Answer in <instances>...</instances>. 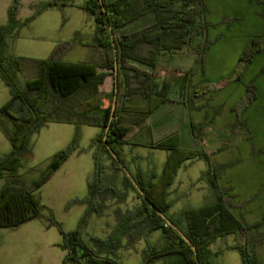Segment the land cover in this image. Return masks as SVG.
<instances>
[{
    "label": "trees",
    "instance_id": "1",
    "mask_svg": "<svg viewBox=\"0 0 264 264\" xmlns=\"http://www.w3.org/2000/svg\"><path fill=\"white\" fill-rule=\"evenodd\" d=\"M69 1L49 0L33 5L32 15L20 22L17 19L20 2L13 0L7 9V23L0 27V80L9 91V100L0 107V133L11 146L8 154L0 155V180L4 181L0 189V229L16 230L35 220L44 221L46 229L55 227L61 238L57 247L64 252L61 264H122L117 260V251L122 239L131 234L145 243L139 264H153L157 260H164V264H218L216 260L223 251L213 253L210 246L216 240L241 233L243 244L238 243L228 249L239 254L241 264H257L254 250L258 237H250L249 232L259 223L246 225L231 212L232 203L218 184L220 169L213 165L209 154L178 148L177 137L152 144V148L169 152L157 181H154V174H131L123 157V147L130 141L129 129L121 122V112L130 97L146 99V115L164 103L187 99L190 79L201 70L203 54L209 45L206 39L209 23L205 19L203 0H103L102 4L99 0H87L78 7L87 12L95 24L87 46L90 49L87 61L62 62L57 58L69 48V44L68 47L64 44L65 47L44 60L16 57L9 53L10 42L17 37L20 29L46 10L54 7L61 9ZM145 19L148 24L139 30L127 35L117 34L128 24ZM108 26L113 35L112 42ZM76 39L77 35L74 42ZM184 50L190 51L195 59L192 67L184 73L182 97L175 98L170 96L167 84L160 89L157 87L154 74L163 55ZM262 50L264 41L252 39L244 53L246 58H241L240 62H248ZM25 66L33 71L34 77L21 84L19 74L23 73ZM108 77L113 80L112 88L110 92H104L101 86ZM199 89L204 92L205 87ZM114 96L116 106L111 116ZM187 108L190 110L188 105ZM50 123L73 125L74 136L36 178L26 182L19 172L32 159V138ZM81 126L96 127L100 132L91 142L94 170L86 182L87 194L70 202L85 206L84 214L75 231L65 232L35 193L78 149ZM106 146L127 169L145 200L167 220L144 203ZM192 159L206 162L207 169L202 173L201 180L207 183L212 198L202 206L186 209L179 217L172 218L169 212L173 203L167 201V190L180 165ZM106 171L121 173L124 185L138 193L141 206L138 211L122 216L106 239L90 237L88 243L82 239L81 230L90 216H99L108 197H118L114 187L105 184ZM44 211L48 215H44ZM173 227L192 243L196 254ZM154 232H161V244L150 242L149 235Z\"/></svg>",
    "mask_w": 264,
    "mask_h": 264
},
{
    "label": "rangeland",
    "instance_id": "2",
    "mask_svg": "<svg viewBox=\"0 0 264 264\" xmlns=\"http://www.w3.org/2000/svg\"><path fill=\"white\" fill-rule=\"evenodd\" d=\"M12 1L0 0V27L7 23V9ZM22 1L24 4L46 2V0ZM76 1L82 2V0ZM110 1L113 0H107V2ZM240 1L203 0L206 6L205 19L209 23L206 32L209 45L203 54L201 70H198L190 79L186 97L192 103L201 101L202 107L193 111L191 118L194 120L197 116L201 119L206 115L212 125L202 129L200 137L193 132V139L188 127L182 126V122L187 121L186 114L184 118L180 117L181 121L176 122L179 121L180 125L181 149L209 152L211 162L220 169L218 184L224 191L225 197L232 203L231 212L246 225L254 226L259 223V226L252 229L249 235L258 237L254 255L257 264H264V50L255 53L248 62H240L241 58H246L244 53L249 42L254 39L252 35L261 29V26L258 29L253 28L251 12L239 10L238 12H242L243 16L237 13L236 10L241 5ZM79 6L77 5V8ZM77 8L48 9L28 27L22 29L10 42L9 53L16 57L44 60L53 56L56 50L65 47L64 44L66 46L69 44L71 50L68 51L67 48V52L65 51L57 58L62 62L87 61L90 54L82 50V47L76 48V46L88 48L95 24L87 12ZM28 13V7L21 8V18ZM147 24L146 19L137 21L120 29L117 34H130ZM75 34L77 39L74 42ZM261 40L264 41V39ZM73 43L75 45H71ZM188 53L190 51L184 50L174 58L175 66H192L195 56ZM33 77V71H29L27 66L24 67L23 73L19 74L21 84ZM169 81V94L182 97L183 81L179 78ZM112 82V78L108 77L101 86V90L110 92ZM201 83L205 84L199 86ZM201 86L205 87L204 92L200 91ZM8 100V88L0 80V107ZM106 104L107 101L104 105ZM55 126L56 124H47L33 136L32 159L27 167L19 172L24 181L33 180L45 168L47 150L44 148L49 139L48 131ZM80 132L78 147L82 148L84 154L89 151L93 153L94 148L91 147V142L98 132L97 129L81 126ZM220 135L227 136L226 143L210 144ZM10 151L9 142L0 133V155L8 154ZM154 152L156 160L153 167L158 173L159 160L164 161L165 152ZM82 159L87 163L80 164L78 168H67L62 172L67 175L73 174L69 184L63 183L61 186L62 177L58 178L55 186H61V191L57 190L52 182L35 193L43 206L45 202H49L45 207L65 232L75 231L78 228L85 210L83 205L70 203L71 200L81 199L87 194L85 182L89 178L86 176L92 174V164L88 168V163L92 162L87 156H82ZM205 169L206 164L197 160L187 166L186 173L178 175L177 182H181L182 189L178 193L180 196L178 202L170 209L169 215L172 218L179 217L180 210L183 208L200 207L211 200L212 196L207 190V183L199 180ZM104 178L105 184L114 187L118 197H108L102 204L99 216H90L81 230L82 239L88 243L90 237L106 239L122 216L138 211L141 206L138 193L124 185L121 173L113 174L111 171H106ZM190 183L201 190L196 191L193 188L191 192H186L189 197L184 198L185 193L182 192ZM3 184L4 181L0 180V188ZM43 213L48 215L47 211ZM160 234L161 232L151 233L150 242L157 244ZM60 241L57 229L55 227L46 229L42 220L29 222L16 230L0 229V264H61L64 252L57 247ZM243 242L244 236L240 233L226 237L224 241L215 245L213 243L211 246L214 252L221 253V249H225L226 246L243 244ZM120 245L116 255L119 262L122 264L141 262L145 249L142 239H137L136 235L131 234L123 238ZM216 261L218 264H241L239 254L231 250L223 251ZM164 263V260H157L153 264Z\"/></svg>",
    "mask_w": 264,
    "mask_h": 264
},
{
    "label": "crops",
    "instance_id": "3",
    "mask_svg": "<svg viewBox=\"0 0 264 264\" xmlns=\"http://www.w3.org/2000/svg\"><path fill=\"white\" fill-rule=\"evenodd\" d=\"M46 1H49V0H46ZM86 1L87 0H82V2H77L76 0H70L69 3L67 4V6H65V8H77V5L78 6L82 5ZM240 2H241V5L236 10L237 13L243 16L242 12H238L239 10L240 11L245 10L248 13L251 12V24L253 25V28L258 29L261 26L260 31L259 30L256 31L258 33L253 34L252 37L264 39V0H241ZM33 5H36V3L29 2L28 4H24L23 1L20 0V9H19L18 15H17L18 21L23 22L25 19H27L28 17H30L32 15L33 11L31 9V6H33ZM23 7L24 8L28 7L29 13L26 16H24L23 18H21L20 10ZM55 9L57 10L58 8L54 7V8H51L49 10H55ZM47 11L48 10H46L45 12H47ZM45 12L40 14L39 17L41 15H43ZM32 22H30L26 27H28ZM26 27H23L22 29H24ZM22 29H20L19 32ZM75 36H76V34H75ZM80 47H82V50H84L86 53L89 54L88 51H90V50L88 48H86L84 46H79V45L76 46V48H80ZM69 48L67 49L68 51L71 50V48L70 49ZM179 54H180V52L179 53H170V54L163 55L160 58L158 68L154 74V80H155L156 85L159 89L163 86V84H167V90L169 92L170 91V81L169 80H172L173 78H179L182 80L184 73L192 67V66H190V67L175 66L174 58L179 56ZM188 54H190V53H188ZM203 84H205V83H201V84H199V86L203 85ZM105 91H107V90H105ZM170 96H172V95H170ZM172 97L176 98V96H172ZM187 105L190 107V110H188ZM201 107H202L201 101H197V102L195 101V103H192V101L190 99H188V97H187V99H185V101L182 100L181 102L172 101V102L164 103V104L160 105L153 113L146 115L145 114L146 108H147L146 99L142 98L141 96L130 97V99L124 105V110L121 112V122H123L125 124V126L129 129L130 144L123 147V157H124V160L128 166L129 171L131 172V174H136L139 172H142L146 175L154 174V176H155L154 181H157V179L162 175V171H163L164 165L166 163L167 157L169 155V152H167L165 150L152 148L151 145L154 143H157L159 141H165V140H168L172 137H177L178 138V148H181L180 147V136H179L180 125H179V121H178V123L176 121L180 120V117L184 118L185 114L187 116V121L185 123L182 122V126L188 127V130L190 131V134L193 137V139H194V136H193L194 133L193 132H195V134H197V136L200 137V134L202 132L201 130L212 125L211 120H209V117L206 115H204L201 119H199L197 116L194 120L191 118V115H192L191 113L193 111L201 108ZM175 115H176V117H175ZM52 124H56V126L52 127L51 130L48 131L49 139L47 140V143L45 144V148H44V150H47V153H45V157H46L45 163H47L46 166L49 164V162L51 161L52 157L55 154H57L58 152L65 149L70 144V142L74 136V131H75L74 126L71 124H66V123H52ZM83 127H86V126H83ZM87 127H89V126H87ZM192 127L194 128L193 132H192ZM92 128H95L98 131L95 134V136L97 134H99V132H100L99 128H96V127H92ZM80 131H81V128H80ZM226 139H227V136L220 135L215 140H212L213 142L210 141L212 143H210V142L209 143L212 145L223 144V143L227 142ZM200 143H201V139H200ZM187 150L188 151H197V149H187ZM154 151L165 152L164 161L159 160L160 161V164H159L160 170L158 173L156 172L155 168L153 167L155 164L154 160H156V159H154V156L156 155V153ZM202 151H204V150H202ZM207 154H209V152ZM82 156H87L88 160H90V162H92V163H88V168L92 164V174H91V176H86V177H89V178H87V180L90 179L93 175V170H94V162H93L92 152L89 151L86 154H84L82 148L78 147V149L68 158V160L66 162H64V164H62V166L52 175L50 180L46 184H44L40 189H42L44 186L51 184L52 182L55 186V183L58 182L59 177H62L61 186L63 183H64V185H66L67 183L69 184L70 183L69 181L73 177V174L67 175L66 173H62V172L65 171V169H67V168H74V167L78 168V167H80V164L85 163L86 161L82 159ZM104 160L108 164V161L106 159H104ZM197 160H199V159L185 160L180 165L178 170L176 171V175L174 176L173 182L167 190V195H168L167 201L172 202L173 207L178 202L179 197H180V196H178V193L180 192V189H182L181 182H177L178 175L180 173H186L187 172V166L189 164H192V162L197 161ZM199 161H203L206 164V162L204 160H199ZM206 169H207V164H206ZM202 173H201V175H202ZM107 174H110V173H107ZM199 180H201V178H199ZM61 186H55V187L57 190L61 191L62 190ZM193 188L196 191L201 190L200 188H195L194 185H192L190 183L189 186L184 187V192H182V193H185V194L183 195V197L184 198L189 197V195H187L186 192H191V190H193ZM207 190L210 193L209 187H207ZM86 191H87V188H86ZM48 204H49V202L44 203L45 206H47ZM189 208H191V207L183 208L182 210H180L181 211L180 214L184 210L189 209ZM155 233H157V232H155ZM157 237H158V235H157ZM102 240H104V239H102ZM157 241H158L157 244L162 243L161 234H160V237ZM221 241H224V239L216 240L214 245L219 244L218 242H221ZM212 246H210L211 251L213 253H217V252L213 251ZM232 246H234V244L226 246V248L221 249V251L229 250L228 248L232 247ZM231 251H234V250H231ZM220 256L221 255H219L218 257H220Z\"/></svg>",
    "mask_w": 264,
    "mask_h": 264
},
{
    "label": "water",
    "instance_id": "4",
    "mask_svg": "<svg viewBox=\"0 0 264 264\" xmlns=\"http://www.w3.org/2000/svg\"><path fill=\"white\" fill-rule=\"evenodd\" d=\"M99 3L102 4V0H99ZM108 33H109V36H110V39H111V42L113 40V35H112V32H111V28L110 26H108ZM112 45L114 46V44L112 43ZM114 55H115V51H114ZM116 59V57H115ZM116 76H117V62L115 61L114 62V77H115V80L114 82L116 83ZM115 92H116V88H115ZM115 106H116V97L114 96L113 97V101H112V104H111V116L113 115V112H114V109H115ZM108 132V128L106 129L105 131V134H107ZM107 147V146H106ZM110 155L114 158V160L118 163L119 167L121 168L122 172L125 174V176L132 182V185L134 187V189L139 193L140 197L142 198V200L144 201V203L150 208L152 209L157 215H159L161 218L163 219H166L161 213L160 211H158L156 208H154L147 200H145V197L144 195L139 191L137 185L133 182L132 180V177L130 176V174L128 173L127 169L119 162L118 158L112 153V151L107 147ZM167 220V219H166ZM173 229L175 230V232L179 235V237L189 245V247L191 248L192 252L194 254H196V250H195V247L192 245V243L187 240V238L175 227H173Z\"/></svg>",
    "mask_w": 264,
    "mask_h": 264
}]
</instances>
